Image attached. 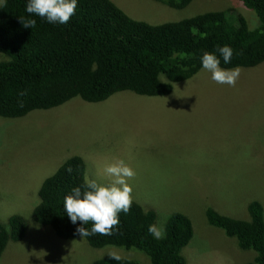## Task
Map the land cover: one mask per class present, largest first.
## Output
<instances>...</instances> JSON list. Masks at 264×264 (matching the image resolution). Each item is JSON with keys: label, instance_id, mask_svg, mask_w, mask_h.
Listing matches in <instances>:
<instances>
[{"label": "rangeland", "instance_id": "1", "mask_svg": "<svg viewBox=\"0 0 264 264\" xmlns=\"http://www.w3.org/2000/svg\"><path fill=\"white\" fill-rule=\"evenodd\" d=\"M111 1L149 24L230 7L251 28L259 24L239 0H192L183 9L155 0ZM239 70L234 87L217 84L202 69L167 96L124 91L98 103L74 98L22 118L0 117V223L14 215L26 222L21 240H8L0 264H93L110 255L151 264L135 249H96L83 238L64 241L50 228L36 227L31 213L42 182L73 156L83 159L86 182L104 185L113 182L105 168L124 160L136 173L128 181L133 202L155 213L154 224L166 228L174 214L186 215L193 232L181 250L186 264L253 262V250L241 249L205 215L212 208L249 220L254 201L264 215V63Z\"/></svg>", "mask_w": 264, "mask_h": 264}, {"label": "trees", "instance_id": "2", "mask_svg": "<svg viewBox=\"0 0 264 264\" xmlns=\"http://www.w3.org/2000/svg\"><path fill=\"white\" fill-rule=\"evenodd\" d=\"M155 1L183 9L192 0ZM239 1L255 13L257 27L251 28L241 12L232 7L149 24L130 18L111 0H78L75 15L67 24H50L26 13L28 0H6L0 5V117L22 118L74 98L98 103L124 91L147 97L167 96L174 84L202 69L204 52H216L224 45L233 49V56L227 65L221 58L222 68L257 67L264 63V0ZM28 19H35L34 27H24ZM83 169V159L73 156L42 182L38 204L31 213L35 224L50 228L52 236L60 240L83 238L96 249H135L151 264H186L181 250L193 232L190 219L182 213L170 217L164 239H155L148 232L149 225L155 223V213L135 202L127 214H119L120 224L112 235H77L80 222H70L64 198L74 187L86 190ZM248 214L249 220H240L212 208L205 213L211 226L235 238L241 249L255 252L254 261L245 264H264L261 204L250 203ZM91 226V222L85 225ZM25 228L26 222L19 215L11 217L7 225L0 224V255L8 240H21ZM93 264L139 263L107 256Z\"/></svg>", "mask_w": 264, "mask_h": 264}, {"label": "clouds", "instance_id": "3", "mask_svg": "<svg viewBox=\"0 0 264 264\" xmlns=\"http://www.w3.org/2000/svg\"><path fill=\"white\" fill-rule=\"evenodd\" d=\"M5 2L6 0H0V5ZM77 5L78 0H28L25 11L30 16H38L50 24L63 25L75 15ZM35 24V19L23 22L26 28H32ZM216 53H219V56ZM232 56L233 49L228 45L217 48L216 52H204L201 56V67L211 74V79L217 84L234 87L240 76L239 68L221 67V58L227 65L231 63ZM104 171L113 177L111 185L89 179L83 186L86 190L82 191L80 186L74 187L64 198V211L72 224L80 222L75 231L81 237L96 234L112 235L120 224L119 214L121 212L127 214L133 204L132 187L128 181L134 178L135 171L124 160L108 165ZM89 222L92 226L86 228L85 225ZM148 232L155 239H164L166 234L164 223L161 222L159 226L149 225ZM110 258L120 259L118 255H110Z\"/></svg>", "mask_w": 264, "mask_h": 264}]
</instances>
